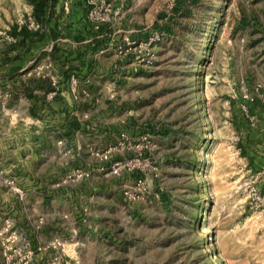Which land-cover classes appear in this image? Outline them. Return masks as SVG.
I'll list each match as a JSON object with an SVG mask.
<instances>
[{
	"label": "rangeland",
	"instance_id": "374dc122",
	"mask_svg": "<svg viewBox=\"0 0 264 264\" xmlns=\"http://www.w3.org/2000/svg\"><path fill=\"white\" fill-rule=\"evenodd\" d=\"M70 1L85 130L0 160V264H264V0Z\"/></svg>",
	"mask_w": 264,
	"mask_h": 264
},
{
	"label": "crops",
	"instance_id": "0c3cea01",
	"mask_svg": "<svg viewBox=\"0 0 264 264\" xmlns=\"http://www.w3.org/2000/svg\"><path fill=\"white\" fill-rule=\"evenodd\" d=\"M70 2L72 5L78 0ZM65 8L63 0H59L56 8V14L59 15V26L56 31L59 35L55 40L50 36L47 27H44L41 30L43 35L35 36L32 42L27 39L23 45L17 43L9 48L11 42H15V38L10 35V30L15 24H26L27 15L33 13V5L30 0H0V160L2 161L6 159V156L8 159L20 154L22 130L29 132L26 143L30 144V148L32 146L33 152L30 153V157L32 156L33 160L43 157V150L51 152L57 146L67 142L63 131L74 132L71 135L76 134L77 136L85 130L79 118H74V115H78L74 110L78 106V101L74 100L76 98L73 94L74 90L69 93V87L64 88L62 80L65 76H55L52 72L42 74L38 71V68L53 65L51 60H60V63L55 64L59 68L63 65L67 67L70 61L66 48L68 43H63L69 41L66 26L68 24L64 22L69 17L68 7ZM80 14L81 11L77 10L72 13V17L80 16ZM71 34L73 39H79L77 32ZM73 46L75 48L84 47L80 42L73 43ZM28 47L29 50H27ZM53 49L59 56L58 59L52 57ZM81 58L82 56H75L73 59L78 63L82 61ZM58 90L61 91L57 93ZM56 94H58L57 97H55ZM71 120L73 125L70 127ZM38 122L41 134H37ZM6 130L10 132L7 136ZM55 131L61 135H56L55 138ZM51 158H53L52 155L50 160ZM19 159L14 158L12 161L20 162ZM104 200L106 201V197ZM86 227L85 223H79V232L85 231ZM75 238H72V243L69 244L75 249L73 252L71 248L69 261L77 259L79 254L82 255L79 244L83 245L85 242ZM89 251H94V248H88Z\"/></svg>",
	"mask_w": 264,
	"mask_h": 264
},
{
	"label": "trees",
	"instance_id": "16d2710c",
	"mask_svg": "<svg viewBox=\"0 0 264 264\" xmlns=\"http://www.w3.org/2000/svg\"><path fill=\"white\" fill-rule=\"evenodd\" d=\"M59 0H30V3L33 5V17L34 19L40 24V28L37 30H33L29 28L27 24L18 25L15 24L12 29L10 30V35H12L13 38H15V42H11L9 45L10 47H13L15 44L18 43V45H23L25 41L31 40L35 38V36H41L43 34V31L41 30L44 27H47L50 36L52 39H56L58 37V32L56 31L59 26V15L56 14V8L58 5ZM53 23V25H50ZM34 41V40H33ZM30 48L28 47L27 50ZM53 55L52 57L55 59H58L59 56L55 52V49H53ZM72 69V68H71ZM74 71L76 69L74 68ZM68 72V71H67ZM70 78V75L66 74V77H64L63 85L64 88L67 89L68 87H65L66 84H68V79ZM52 89V88H51ZM61 90H58L57 93H59ZM58 94H56L55 97H57Z\"/></svg>",
	"mask_w": 264,
	"mask_h": 264
},
{
	"label": "built area",
	"instance_id": "2783aa9c",
	"mask_svg": "<svg viewBox=\"0 0 264 264\" xmlns=\"http://www.w3.org/2000/svg\"><path fill=\"white\" fill-rule=\"evenodd\" d=\"M25 23L31 29L37 30L40 28V24L34 19L33 15L31 13L27 15V17L25 19ZM84 175H85V173L82 170H80L74 174V176H76V177H83ZM51 244L55 247H57V245H63L60 240H54Z\"/></svg>",
	"mask_w": 264,
	"mask_h": 264
}]
</instances>
